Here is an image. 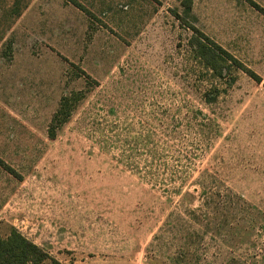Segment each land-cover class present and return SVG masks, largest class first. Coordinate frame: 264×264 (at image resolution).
I'll return each mask as SVG.
<instances>
[{"label": "rangeland", "instance_id": "obj_1", "mask_svg": "<svg viewBox=\"0 0 264 264\" xmlns=\"http://www.w3.org/2000/svg\"><path fill=\"white\" fill-rule=\"evenodd\" d=\"M51 1L0 38V236L59 264H264V0ZM191 26L261 83L216 76Z\"/></svg>", "mask_w": 264, "mask_h": 264}, {"label": "trees", "instance_id": "obj_2", "mask_svg": "<svg viewBox=\"0 0 264 264\" xmlns=\"http://www.w3.org/2000/svg\"><path fill=\"white\" fill-rule=\"evenodd\" d=\"M183 4L185 9L189 11L191 8V0H184ZM77 6L82 9L79 4H77ZM261 11L263 12L262 9ZM191 29L199 36L198 38H195L194 41L192 40L190 44L194 56L206 67L211 69L216 76L222 78L225 70H228L231 66H235L243 70L255 82L261 83L259 76L242 65L229 52L216 44L208 36L201 33L194 26H191ZM67 103L68 98L63 97L57 111H55V114L52 117V125L49 128L50 137L54 136L53 125L64 123L69 116ZM0 165L9 173L15 174V172L1 159ZM48 260L53 264H59L57 261L51 259L49 254L43 248L27 239L15 228H11L10 232L5 237L0 236V264H43Z\"/></svg>", "mask_w": 264, "mask_h": 264}, {"label": "crops", "instance_id": "obj_3", "mask_svg": "<svg viewBox=\"0 0 264 264\" xmlns=\"http://www.w3.org/2000/svg\"><path fill=\"white\" fill-rule=\"evenodd\" d=\"M0 2H6V6L0 4V12H3L6 20L7 26L2 29L0 38L6 39L9 33L15 32H25L26 28L31 30V23L34 22L35 25L40 27V19L42 16L47 17L45 11L47 7H51L49 2L51 0H0ZM76 7V6H74ZM78 7H76L77 9ZM79 9V8H78ZM49 14V13H48ZM28 29V30H29ZM7 32V33H6ZM0 39V40H1ZM7 44L8 50L12 51L13 43L11 41ZM7 53V52H6Z\"/></svg>", "mask_w": 264, "mask_h": 264}]
</instances>
